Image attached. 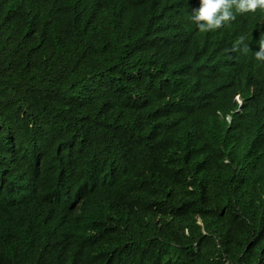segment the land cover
Returning <instances> with one entry per match:
<instances>
[{"label":"trees","instance_id":"16d2710c","mask_svg":"<svg viewBox=\"0 0 264 264\" xmlns=\"http://www.w3.org/2000/svg\"><path fill=\"white\" fill-rule=\"evenodd\" d=\"M174 16L0 0V264H264V12Z\"/></svg>","mask_w":264,"mask_h":264},{"label":"clouds","instance_id":"9594fccd","mask_svg":"<svg viewBox=\"0 0 264 264\" xmlns=\"http://www.w3.org/2000/svg\"><path fill=\"white\" fill-rule=\"evenodd\" d=\"M163 9L175 10V16L169 20L172 26L180 23L188 16L192 23L201 33L213 32L236 20L237 15L255 14L257 11L264 12V0H160ZM248 38L238 36L228 50L235 55L250 52ZM259 50L254 52L257 62L264 63V34L257 41ZM235 100L240 107L242 99L235 95Z\"/></svg>","mask_w":264,"mask_h":264}]
</instances>
